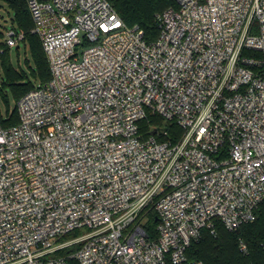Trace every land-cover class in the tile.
<instances>
[{
  "label": "built area",
  "instance_id": "1",
  "mask_svg": "<svg viewBox=\"0 0 264 264\" xmlns=\"http://www.w3.org/2000/svg\"><path fill=\"white\" fill-rule=\"evenodd\" d=\"M175 1L148 42L108 0H27L51 77L17 101V124L0 117V264H183L215 218L256 219L264 0ZM23 37L12 27L6 43ZM149 113L179 141L144 137Z\"/></svg>",
  "mask_w": 264,
  "mask_h": 264
},
{
  "label": "trees",
  "instance_id": "2",
  "mask_svg": "<svg viewBox=\"0 0 264 264\" xmlns=\"http://www.w3.org/2000/svg\"><path fill=\"white\" fill-rule=\"evenodd\" d=\"M12 9L13 16L11 23L13 28L24 33L21 41L29 48L33 61L35 76L39 83L47 82L51 77L50 66L43 48L42 41L37 33L33 31L34 22L28 7L27 0H4ZM114 9L119 13L128 26L138 25L144 32V39L148 42L155 40L160 33V27L156 19V14L169 7H176L175 0H108ZM4 33L0 30V38ZM21 43V42H20ZM20 44L17 46L19 47ZM0 55L2 58V68L6 78L0 83V91L6 92L9 87L15 99L18 101L26 92L34 88L31 81H26L25 73L17 69L10 62L7 53L9 46L7 43H0ZM247 55H259L255 50H245ZM36 78V79H37ZM7 97V94H5ZM1 125L10 127L19 122V114L16 109L3 117L0 110ZM140 132L144 137L155 135L160 141L176 143L183 135V129L175 121H165L158 114L149 113L147 117L140 121ZM166 131V133H163ZM148 220L145 225L147 232L152 237H156V216L153 209L147 214ZM79 231H73L64 236L70 238ZM74 235V236H75ZM73 237V236H72ZM247 245V253L240 250V241ZM264 200L259 204L256 219L241 225L237 230H228L219 218L214 219V225L202 230L200 239L191 243L187 250L188 261L183 264H190L195 260H202L205 264H264ZM78 248L72 245L61 251L60 254L68 256ZM69 264H79L75 258L67 257ZM172 264V263H168Z\"/></svg>",
  "mask_w": 264,
  "mask_h": 264
},
{
  "label": "rangeland",
  "instance_id": "3",
  "mask_svg": "<svg viewBox=\"0 0 264 264\" xmlns=\"http://www.w3.org/2000/svg\"><path fill=\"white\" fill-rule=\"evenodd\" d=\"M13 16V11L10 9L9 5L4 1L0 0V30L4 33V37L0 38V43L6 42L7 30H10L13 26L11 23V17ZM20 46L10 47L7 56L13 66L17 69H21L25 73L26 81H31L34 86L39 84V79L35 76L33 72L34 61L29 48L25 45L24 41H20ZM84 46L81 47V49ZM4 48H0L2 50ZM6 78L5 72L2 68V58L0 55V83L2 79ZM37 78V79H36ZM7 94V97H5ZM17 100L15 99L12 90L7 87L6 92L3 94L0 91V110L3 117H7V114L13 112L16 109ZM148 217H145L142 223H147ZM72 233L70 237L74 236Z\"/></svg>",
  "mask_w": 264,
  "mask_h": 264
}]
</instances>
